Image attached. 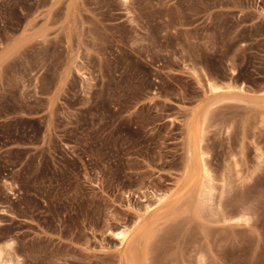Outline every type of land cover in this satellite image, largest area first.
Listing matches in <instances>:
<instances>
[{"label":"rangeland","instance_id":"374dc122","mask_svg":"<svg viewBox=\"0 0 264 264\" xmlns=\"http://www.w3.org/2000/svg\"><path fill=\"white\" fill-rule=\"evenodd\" d=\"M0 250L264 264V0H0Z\"/></svg>","mask_w":264,"mask_h":264},{"label":"bare ground","instance_id":"6f19581e","mask_svg":"<svg viewBox=\"0 0 264 264\" xmlns=\"http://www.w3.org/2000/svg\"><path fill=\"white\" fill-rule=\"evenodd\" d=\"M168 26H169V25H168ZM217 87H218V86H215V88H217ZM196 137H197V136H196ZM199 138H200V137H199ZM194 140H195V139H194ZM198 141H200V140H198ZM201 141H202V140H201ZM192 142H193V141H192ZM193 143H194V142H193ZM197 144H199V143H197ZM194 145H195V144H194ZM201 146H202V145L199 144L198 147H197V148H199L200 150L202 149V151H200L199 153H201V152L204 153L205 151H203V147H201ZM191 147H192V146H191ZM193 149H194V148H193ZM199 149H198V150H199ZM203 153H201V154L203 155ZM201 154H200V155H201ZM204 155H205V154H204ZM201 158H202V161H203V162H202L201 160H200V161L202 162L203 169H204V170H207L208 168H206L205 157L202 156ZM201 158H200V159H201ZM125 230H126V229H125ZM127 231H128V230H127ZM119 235L122 237L121 240H122V239L125 240V238H127V237H126V235H127V232H126V231H119ZM127 236H128V235H127ZM1 255H2V251L0 250V256H1Z\"/></svg>","mask_w":264,"mask_h":264}]
</instances>
